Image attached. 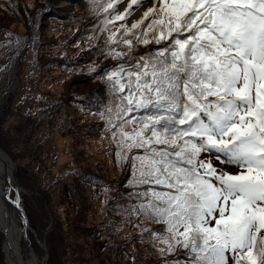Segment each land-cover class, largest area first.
Here are the masks:
<instances>
[{
    "label": "snow or ice",
    "instance_id": "obj_1",
    "mask_svg": "<svg viewBox=\"0 0 264 264\" xmlns=\"http://www.w3.org/2000/svg\"><path fill=\"white\" fill-rule=\"evenodd\" d=\"M122 2L105 0L106 23L151 2L119 27L160 45L105 72L106 123L130 174L123 214L162 225L141 231L172 256L164 264H264V0H130L116 12Z\"/></svg>",
    "mask_w": 264,
    "mask_h": 264
},
{
    "label": "rangeland",
    "instance_id": "obj_2",
    "mask_svg": "<svg viewBox=\"0 0 264 264\" xmlns=\"http://www.w3.org/2000/svg\"><path fill=\"white\" fill-rule=\"evenodd\" d=\"M55 1L57 6H55L54 0H0V68L9 62L7 59L8 53L13 50L19 33L25 34L27 38L36 17H40L39 20L45 18L48 21L45 26H42V30L43 27L45 29L43 40L46 42L42 46L43 53L38 57L40 62L34 66V69L27 66L20 68L19 60H16L10 79L11 83L7 87L6 92H1L0 94V103L8 106L6 114H1L0 149L9 158V163L11 162L12 164L13 176L19 188L20 203L22 202L21 207H23V194H26L28 191L20 184L21 179L16 173L17 166L15 164L18 165L21 174H26L28 177L30 175L37 185H40L42 188H47L69 165H78L83 169H87L88 167L91 170L90 172L95 173L102 171L104 175L103 184L96 188L100 189L102 194L95 193L96 197L90 198L89 201L83 194H77L79 202H76L71 198V194L64 192L63 194L67 195V203L72 201L73 207L71 203L65 207L62 201H58V192L52 198L53 209L58 210L60 214L58 221L65 223V220H67L69 223L67 226H64V229L71 234L66 259L63 257L64 260H62L58 256L56 260L59 259V262L62 264H99L95 253L87 249L82 248V250L72 253V249L76 247L72 241L73 238H77L79 230L75 229L74 225L72 228L70 227L76 219L75 213L71 212V214H67L66 216L65 214L67 211H71L72 208L75 209V212L82 213L84 219L79 224V227L83 228V223L91 222L90 217L94 219L91 215L92 211H95L98 217L102 208H109V203H106L109 189H103V185L109 181L120 183L124 172L114 167L111 162L112 155H102L99 151L105 143L101 127H97V129L86 128L85 124L81 121H76V118L70 116L73 113L72 107L65 105L63 111H59L56 108V99L66 97L65 92L67 87V90H80L91 87L94 84L93 81H86V78H78L82 76V70L88 71L89 68H93L94 70L101 68L100 71H102L107 69L106 66H109L111 72L115 71L116 66L120 65L129 68L131 65L125 63V59L128 56L137 51L139 54L148 53L150 49L154 52L160 45L136 43L131 35H122L123 31H120L119 27L121 24H126L127 28L131 29L132 23L142 18L144 11L151 6V2L145 3L138 10H136V6H133L132 14L127 16L124 21H115L114 26L113 24L106 23L107 20L111 19V16L103 10L104 6H106L105 0H98V2H103V8L98 13H95L96 18L100 20V24L97 25L93 35L90 31H87L86 34L81 31L77 32L72 39L71 37L77 30L78 24L72 23L67 17L62 18L61 16L55 17L39 14L45 9H55V7H58L57 9L66 16V12H69L75 6L76 0ZM129 2L130 0H123L122 3L116 4V12H123ZM116 12H113L112 15L114 16ZM103 15H106L107 19H102ZM148 22L145 21V24ZM133 31L139 33L140 30L136 29ZM110 36L113 39H109ZM149 36H151V33H149ZM78 39L82 40L83 44L86 45L82 46ZM125 39L133 41L134 47L131 50L123 44V40ZM22 41L20 38L21 45ZM25 46L21 49L17 57L18 59L25 55L23 54ZM66 49H69V52L73 49L77 56L63 55ZM95 49L99 50L100 53L91 60L94 54L89 50L93 51ZM37 50L30 51L27 55L28 58L34 60ZM115 53H120L121 56L115 57ZM124 53L125 55H123ZM84 54H88L89 58L78 60ZM82 61L86 63H80ZM71 67H75V73L67 70V68ZM17 69L20 74L17 72ZM105 71H108V69ZM4 83L3 81L2 84ZM11 95L13 98L7 99ZM43 105L55 107L52 113L58 109L60 117H64L66 120L63 126L57 125L56 117L50 115V120L47 122L42 121L33 130L30 128L31 119L34 116L42 117L46 120L45 116H40ZM65 114L68 115L65 116ZM8 151L13 154L14 159L9 156ZM101 164H103L102 167ZM111 190L114 193L116 189L113 187ZM61 191H63L62 187ZM12 197L14 199V193ZM38 211H40V208H34V211H31L34 227L27 220L25 233L27 243L30 245L33 253H35L39 264H47L46 258L49 260L47 252H45V255L44 252L40 251L43 248L45 249L44 240H41L40 237L52 226V215H47V219L40 223L35 216V212ZM121 223L123 227L122 235L118 239V242L112 244L113 250L111 252L114 261L115 258L117 260L116 264H164L166 256L159 252V249L164 247L163 244L150 240L146 243L134 242L132 235L136 231L132 232L129 230L126 221H121ZM154 227L155 225L149 226V229H153ZM118 228L113 227L110 231L118 230ZM2 232L1 230L0 238H3L0 242V252L3 254L1 264H7L3 247L4 233ZM93 234L94 231L92 230L90 235ZM162 234L166 235V233ZM82 237L85 243L83 233ZM127 241H130L129 249H132L135 244L138 245L140 250L137 256L133 254L128 257L123 256L122 249L127 244ZM150 242L152 244L148 246ZM77 244L81 247V242L78 239ZM181 264H183V261H181Z\"/></svg>",
    "mask_w": 264,
    "mask_h": 264
},
{
    "label": "trees",
    "instance_id": "obj_3",
    "mask_svg": "<svg viewBox=\"0 0 264 264\" xmlns=\"http://www.w3.org/2000/svg\"><path fill=\"white\" fill-rule=\"evenodd\" d=\"M54 2L55 6H57L55 0ZM74 5L75 6L69 12H66V16H64L63 13H61L57 9L58 7H55V9H45L39 14L55 17L61 16L62 18L67 17L68 20H70L72 23L75 22V24H78L79 26L73 33L71 37L72 39L77 32L79 33L81 31H83V33L85 34L87 33V31H90L93 35L97 25L100 24V20L96 18L95 13H98V11L102 10L103 2H98V0H76ZM39 18L40 17H36V19L34 20L31 28L32 30L30 31L27 38L25 37V34L22 35V33H19V37H17V40L15 41L13 50L8 53L7 59L9 60V62H7L4 67L2 66L0 68V94L1 92L5 93L7 87L11 83L10 79L16 60H19L18 62L20 68L27 66L34 69V66L40 62L38 57L43 53L42 46L46 42L45 40H43L45 29L43 27L42 30V26H45L48 21L45 20V18L41 20H39ZM102 19H107L106 15H103ZM120 31H123V29H120ZM20 38L23 40L22 45L20 44ZM75 40H77V38H75ZM79 41L82 46L86 45L83 44L82 40ZM23 46H25V50L23 52V54L25 55L18 59L17 57ZM35 49H38L37 54L35 55V59L33 60L28 58V53L30 51H34ZM65 51L66 52H64L63 55L77 56L73 49L70 52L69 49H66ZM89 51L94 54L91 57V60L100 53L97 49ZM88 54H84L85 56L83 55L82 58L78 60L88 59ZM138 54V51L135 52L134 54L128 56L125 61L137 56ZM31 55L33 56V54ZM123 55H125V53ZM80 63L86 62L82 61ZM74 68L75 67L67 68V70L69 72L75 73ZM106 68L108 69V71H105L107 69L100 71L101 68H98L97 70L89 68L88 71L82 70L83 74L78 78H86V81H93L94 84L91 87L82 88L80 90H67V87L65 92L66 97L63 99H56V108H58L59 111H63L64 106L68 105L73 109V113H71L70 116L76 118V121H81L83 124H85L84 126L86 128L97 129V127H101V131H103V136L105 137V143L104 146L99 149V151L102 155H112L111 162L114 167L124 172V176L120 183L109 181L107 182V184L103 185V189H109L106 202L109 203V208H102L101 213L98 217L95 211H92L91 215L94 219L90 217L91 222L83 223V228L81 226L79 227V224L84 219L82 213L75 212V209L72 208L71 211H67L65 214L66 216L67 214H71V212L75 213L74 215L76 216V219L74 220L73 224L70 225V227L72 228L74 225L75 229L79 230V233L77 232V238H73L72 241L73 244L76 245V247L72 249V253L76 252L77 250H82V248L87 249L95 253V257L97 258V260H99V264H116L117 260L115 258L114 261L111 252L113 250L112 244L118 242V239L122 235L123 227L121 221H126L128 223L129 230H131L132 232L136 231V233H133L132 238L134 242L138 241L140 243H146L147 241H149L146 239H142V237L149 236L150 232L158 231L162 227V225H149L146 221L142 222L135 217H131L130 219L123 214V207L128 205L129 200V197L125 195V193H127L128 191V188L125 187V184L129 182L130 174L127 162H121L115 155L116 145L111 140V132L106 123L105 113L113 100V92L111 90V86L109 85L105 77V72H110L109 66H106ZM3 78L5 79L2 80ZM3 81L5 82L4 84H2ZM8 97L7 99L9 100L13 98L12 95ZM53 108L55 107H48L46 105H43V110L40 116H45L46 120H44L42 117L34 116L31 119L30 128H32L33 130L38 125H40L42 121L47 122L48 120H50V115L56 117L57 125L63 126L64 122L66 121L65 118L60 117L58 109L54 113H52ZM7 110L8 106L0 103V122L1 114L3 113L5 115ZM62 115L64 116V114ZM67 115L68 114H65V116ZM8 154L12 159H14V156L10 151H8ZM15 165L17 166L16 173L21 179L20 184L28 191L26 194H23L22 198V209L27 217L28 223H31V225L34 227V223L31 217V211H34V208H40V211L35 212L37 221H39L40 223L47 219V215H52V226L46 231V233H44L40 237L41 240H44L45 244V249L43 248L40 251L44 252L45 255V252H47V257L49 258V260L46 258L47 264H62L61 262H59V259L56 260V258L59 256L62 260H64L63 257H65L66 259L68 252V242H70L69 237L71 234L69 233V231L64 229V226H67L69 222L67 220H65V223L58 221L60 219V214L58 210L53 209L54 206H52V198L54 197V195H56V192H58V201H62L65 207L69 203H71L72 207L74 206V204L72 201H69V203H67V195L63 194L64 192L71 194V198L76 202H79L77 194H83L84 197H86L89 201L90 198L96 197L95 193L102 194L101 190L96 188L99 185L103 184L104 175L102 171L95 173L90 172L91 170L88 167L87 169H83L78 165H69L66 170L61 175L56 177L55 181L52 182L47 188H42L40 185H37L36 181L30 175L28 177L26 174H21L19 172L18 165ZM102 166L103 164H101V167ZM61 187L63 191H61ZM113 187L116 189L114 193H112L113 190H111V188ZM152 225H155V227L153 229H150V232L141 231V229H144L146 227L149 228V226ZM113 227H119L120 232L119 228L118 230L110 231ZM92 230L94 231V234L90 235V232ZM81 232L85 237V243L83 242ZM2 239L3 238L1 237L0 242L2 241ZM77 239L81 242V247L77 244ZM151 244L152 242H150V245L148 246H151ZM129 245L130 241H127V244L124 245V248L122 249L123 256L128 257L132 254L137 256L140 250L138 248V245L135 244L132 249H129ZM177 255H179V253H177ZM171 259L172 256H166L164 260ZM2 260L3 254L0 252V264Z\"/></svg>",
    "mask_w": 264,
    "mask_h": 264
},
{
    "label": "bare ground",
    "instance_id": "obj_4",
    "mask_svg": "<svg viewBox=\"0 0 264 264\" xmlns=\"http://www.w3.org/2000/svg\"><path fill=\"white\" fill-rule=\"evenodd\" d=\"M11 169L9 159L0 149V228L6 237V242L3 245L6 261L7 264H39L26 239L20 240L19 238L21 218L13 205L12 196L17 185L13 184V179L10 176ZM7 187L11 189L9 195L6 194ZM24 235L26 237L25 232Z\"/></svg>",
    "mask_w": 264,
    "mask_h": 264
},
{
    "label": "water",
    "instance_id": "obj_5",
    "mask_svg": "<svg viewBox=\"0 0 264 264\" xmlns=\"http://www.w3.org/2000/svg\"><path fill=\"white\" fill-rule=\"evenodd\" d=\"M11 168H12V164H11ZM10 176L13 179V184L17 185L15 177L13 176V170L12 169L10 171ZM10 193H11V189L9 187H7L6 194L9 195ZM13 205L16 208V210H17V212H18V214H19V216L21 218V220H20V222H21L20 223V228H19V231H18V233L20 234L19 238H20V240L25 238L26 241H27V237H25V235H24V232L26 231V228H27V217H26V215H25V213H24V211H23V209L21 208V205H20V196H19V193H18V187L17 186H16V189L14 191ZM5 242H6V237L4 235V243ZM4 243H3V245H4Z\"/></svg>",
    "mask_w": 264,
    "mask_h": 264
}]
</instances>
